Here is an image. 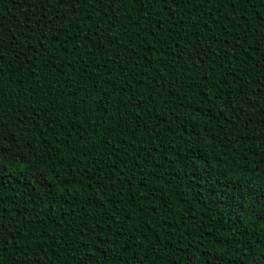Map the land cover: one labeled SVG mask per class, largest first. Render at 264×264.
Here are the masks:
<instances>
[{"label": "trees", "instance_id": "obj_1", "mask_svg": "<svg viewBox=\"0 0 264 264\" xmlns=\"http://www.w3.org/2000/svg\"><path fill=\"white\" fill-rule=\"evenodd\" d=\"M262 185L264 0H0V264H264Z\"/></svg>", "mask_w": 264, "mask_h": 264}, {"label": "snow or ice", "instance_id": "obj_2", "mask_svg": "<svg viewBox=\"0 0 264 264\" xmlns=\"http://www.w3.org/2000/svg\"><path fill=\"white\" fill-rule=\"evenodd\" d=\"M261 195H264V185L261 186ZM239 199H243V196L241 195ZM261 227H264V224L260 225Z\"/></svg>", "mask_w": 264, "mask_h": 264}]
</instances>
